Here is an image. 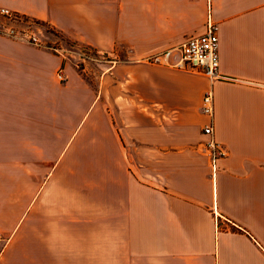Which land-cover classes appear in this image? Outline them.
<instances>
[{
	"label": "crops",
	"instance_id": "crops-1",
	"mask_svg": "<svg viewBox=\"0 0 264 264\" xmlns=\"http://www.w3.org/2000/svg\"><path fill=\"white\" fill-rule=\"evenodd\" d=\"M0 7L50 34H0V264H264V0ZM208 16L220 78L148 61Z\"/></svg>",
	"mask_w": 264,
	"mask_h": 264
},
{
	"label": "built area",
	"instance_id": "built-area-1",
	"mask_svg": "<svg viewBox=\"0 0 264 264\" xmlns=\"http://www.w3.org/2000/svg\"><path fill=\"white\" fill-rule=\"evenodd\" d=\"M34 28L42 32L38 21L5 7H0V34L33 46H46L44 41L36 35ZM217 24L207 17L202 33L193 35L185 39L179 46L165 49L155 53L148 58L153 63H167L168 59L175 51L178 54L173 65L180 69L199 71L211 79L220 78L218 74V36ZM62 79V73H58ZM201 110L204 115L211 119L213 114V96L211 91L204 93L201 101ZM213 127L208 122L203 127V133L211 135ZM208 153L212 167L215 169L216 160L224 155V149L216 142L207 143ZM4 237L0 234V249L3 247Z\"/></svg>",
	"mask_w": 264,
	"mask_h": 264
},
{
	"label": "rangeland",
	"instance_id": "rangeland-1",
	"mask_svg": "<svg viewBox=\"0 0 264 264\" xmlns=\"http://www.w3.org/2000/svg\"><path fill=\"white\" fill-rule=\"evenodd\" d=\"M29 17V16H28ZM31 18V17H30ZM32 19H34V18H32ZM46 27L44 28V31H39L37 28H34V30H35V33H36V35L41 39V41L43 42L44 41V35H47V36H49L50 34H47V32H48V26L47 25H45ZM46 31V32H45ZM52 33V32H51ZM61 42H62V44H64L65 46H69V47H72L73 49H78L79 50V52L80 51H82V52H85L87 55H89V56H91V57H94L96 54H95V51H93V50H91V49H89V48H87V47H85V46H82V45H79V44H77V43H74V42H72V41H70L69 39H66V38H64V37H61ZM45 43V42H44ZM45 45H46V43H45ZM104 56H107V55H104ZM119 57L117 56V57H115V58H113V57H109V59H118ZM106 59V58H105ZM79 68H81V67H79Z\"/></svg>",
	"mask_w": 264,
	"mask_h": 264
}]
</instances>
